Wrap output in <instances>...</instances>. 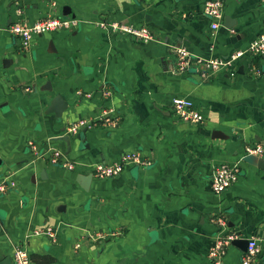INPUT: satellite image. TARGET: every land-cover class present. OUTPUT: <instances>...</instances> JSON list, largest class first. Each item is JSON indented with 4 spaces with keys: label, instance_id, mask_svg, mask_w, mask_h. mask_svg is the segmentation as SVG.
<instances>
[{
    "label": "crops",
    "instance_id": "1",
    "mask_svg": "<svg viewBox=\"0 0 264 264\" xmlns=\"http://www.w3.org/2000/svg\"><path fill=\"white\" fill-rule=\"evenodd\" d=\"M206 1L0 0V181L15 183L0 194V264H12L18 245L30 264H214L209 248L225 233L256 238L252 264H264V169L243 160L245 145L264 150V54L206 78L198 67L173 71L179 46L202 58L246 48L264 31V3L221 0L212 29ZM64 5L78 25L35 36L21 51L7 30L16 9L31 22L61 15ZM102 21L144 26L154 37L113 34ZM46 81L51 90L42 89ZM56 94L67 104L59 118L47 111ZM175 96L191 100L203 120H179ZM103 111L115 126L99 120ZM82 119L92 124L68 132ZM68 134L69 142L55 139ZM29 142L80 164H51ZM128 151L150 163L92 177L86 189L77 181ZM223 163H237L239 175L215 193L211 174ZM243 254L229 242L220 264H241Z\"/></svg>",
    "mask_w": 264,
    "mask_h": 264
},
{
    "label": "built area",
    "instance_id": "2",
    "mask_svg": "<svg viewBox=\"0 0 264 264\" xmlns=\"http://www.w3.org/2000/svg\"><path fill=\"white\" fill-rule=\"evenodd\" d=\"M264 3V0H261ZM203 12L212 19L211 28L216 29L222 19V1L208 0L204 3ZM184 16V15H183ZM78 25V20L74 17L57 14H47L46 16L29 22L24 17V11L21 8L16 9V15L13 22L7 28L10 35L18 40L19 49L28 51L32 45L35 36L55 30H71ZM98 25L113 34H125L142 41L153 39L152 33L144 27H137L132 24L122 23L120 21L99 22ZM175 56L173 71L176 73H184L192 67H198L200 74L206 78L210 73L218 71L222 68L231 67L234 61L245 54L249 56H259L264 54V31L253 39L246 48L238 49L229 56L223 58H202L193 55L184 47H176L173 50ZM196 69V68H195ZM171 106L174 115L181 121L188 123H200L203 120L201 113L194 108L191 100L185 97L175 96L171 99ZM99 120L106 124L115 126L116 120L108 116V112L103 111ZM92 121L79 120L68 126V132L75 133L82 127H89ZM36 157L47 159L51 164L59 165L67 170L77 168L78 162L70 161L65 154L57 149H52L46 155V152L39 151L33 142L28 143ZM263 147L260 144L245 145L244 155H252L258 157L263 155ZM46 157V158H45ZM150 162L141 157L138 151L124 152L117 161L111 163L98 162L90 165V174L98 179L110 178L118 175L126 165H147ZM239 166L237 163H223L216 165L212 171L210 179V188L215 193H220L233 184L239 175ZM13 181L4 179L0 181V194L6 192L8 187H13ZM218 227L226 226V221L222 218L215 219ZM50 234V231H47ZM219 233V232H218ZM237 239L234 234H220L216 237L215 242L208 251V257L214 264H220L221 258L225 253V247L229 242ZM260 252V248L256 238L248 239L246 251L242 255L241 264H252ZM12 264H30V258L25 247L18 245L13 250Z\"/></svg>",
    "mask_w": 264,
    "mask_h": 264
},
{
    "label": "water",
    "instance_id": "3",
    "mask_svg": "<svg viewBox=\"0 0 264 264\" xmlns=\"http://www.w3.org/2000/svg\"><path fill=\"white\" fill-rule=\"evenodd\" d=\"M61 13H62V15L73 17L70 8L68 6H66V5H64L62 7ZM231 23H232L231 19L226 15L224 17L223 25L228 27V28H230L231 27ZM48 45H49V47L52 48L53 47L52 41H49ZM5 62H6V60L4 61V63ZM42 89L51 90L52 86L50 84V81H46L45 84L43 85ZM66 107H67V104L64 101V99L61 97V95L56 94L50 100L49 105L47 107V111L50 112V113H53L56 118H59L61 116L62 112L66 109ZM63 131H64V129H63ZM80 134L81 135L83 134V130H81ZM78 136H80V135L78 134ZM69 137L70 136L68 134V135H61L59 137H55V139H60V140H64L66 142H69ZM243 160L246 161V162H249V163H252L255 160V164L258 167L264 169V159H262V158L254 157L252 155H245L243 157ZM91 179H92V175L91 174L79 175L77 177V181L80 182L81 186L84 189L87 188V186H88V184H89ZM232 244L237 245L240 248H242L244 251H246L247 244H248V239H241V238L240 239H235V240L232 241Z\"/></svg>",
    "mask_w": 264,
    "mask_h": 264
}]
</instances>
